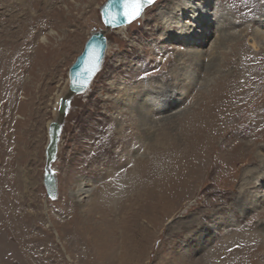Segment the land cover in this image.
I'll use <instances>...</instances> for the list:
<instances>
[{
    "label": "rangeland",
    "instance_id": "rangeland-1",
    "mask_svg": "<svg viewBox=\"0 0 264 264\" xmlns=\"http://www.w3.org/2000/svg\"><path fill=\"white\" fill-rule=\"evenodd\" d=\"M209 1H215L212 8L222 20L232 17L228 6L233 12L234 4ZM105 2L0 0V264H252L244 244L222 246L234 244L243 230L249 232L251 221L257 223L255 234L264 232V183L256 180L264 174V117L261 126L247 128L241 120L257 121L252 110L241 116L223 112L231 120L230 130L216 139L217 149L210 154L215 159L206 166L207 174L201 172L198 184L179 174L181 161L175 165L174 177L189 186L176 195L129 186L127 174L136 157L145 152L148 158L155 156L142 140L162 129L159 119L189 104L200 85L174 105H163L167 95L179 89L176 78L182 70L177 59L195 60L185 52L190 45L163 39L169 29L183 36L176 23L167 28L161 19L162 11L176 6L174 0H157L123 30L104 26L100 10ZM254 4L256 0H246L234 9L235 15L245 16L240 25L227 30L243 36L246 19L256 13ZM190 18L184 15V24L200 29ZM160 23L164 26L158 28ZM97 31L106 35V56L91 85L70 100L53 163L58 195L50 199L43 183L49 125L59 116L58 102L69 94L71 65ZM217 32L199 46L206 57L202 63H208L206 54ZM247 39L242 49L254 41ZM228 44L219 57L229 52ZM167 88L170 91L161 92ZM231 101L235 103L237 97ZM147 108L150 116L141 125L146 128L141 140L129 120ZM151 125L157 127L147 129ZM240 141H251L253 146L236 164L229 158L232 150L224 146ZM140 169L134 174L141 177ZM81 185L88 191L79 198ZM256 214L262 218L251 220ZM231 215L238 227L228 218ZM239 229L236 238L233 233ZM212 252L217 257L207 262Z\"/></svg>",
    "mask_w": 264,
    "mask_h": 264
},
{
    "label": "bare ground",
    "instance_id": "bare-ground-1",
    "mask_svg": "<svg viewBox=\"0 0 264 264\" xmlns=\"http://www.w3.org/2000/svg\"><path fill=\"white\" fill-rule=\"evenodd\" d=\"M201 1H203V3L201 2L202 4L199 3L200 1L198 2L196 0H183V1L181 0L180 2L178 0L179 3L177 2V0H174V4H176V6L171 11L161 12L162 15L161 19L164 20V25L167 28H169L170 25H172L173 23L175 25L176 23L177 24L176 27L179 30L178 32L182 33L183 35L182 37H180L177 34H173L172 32H170L171 30L169 29L167 30L168 34H166V36L163 35L164 38L163 37L162 38L165 41H168L169 44L183 41L187 46L190 45L189 49L186 50L185 52H189L190 55H192V57L195 59L192 61L188 59L189 60L188 62L186 61L187 58H184V56L177 59V64L181 67L180 71L181 70L182 71L180 72V77L179 76L177 77L176 72H174L173 77L175 78L177 77L176 79H178V82L177 80L176 82L179 84L178 85L179 89L176 91V93L172 91L174 94L171 93V95H167V99L169 100L163 105L164 106L174 105L183 97L188 96L189 91H192L193 89L195 90L198 85H200L199 86L200 89L197 90L198 93L196 95L197 96L200 95L201 97L200 100L197 98L199 100L198 104L196 103L197 96L195 95L193 96V100L189 104H187L184 108L175 111V113L173 114H168V116L164 117V120L159 119L160 124L158 126L161 125L160 128L162 127V129L158 130L152 135L147 136L146 138H144L142 134V132L145 131L146 128H142L141 125H143V123L144 125H146V122L149 119L150 115L148 114L149 113L148 108L146 109V112L144 109L140 113H138V117L136 114L130 116V120H129L131 122L130 125L134 126L136 132L140 134V135L138 134V137H140L141 140L144 138L142 142L144 143V141L146 140L150 148H153L155 152L154 153L155 156L154 157L152 156L151 158H148V152H145L144 154L137 156L136 162L133 163L134 166L130 167L131 169L128 171L127 175L131 177L129 181L130 183H128V185L131 187H136V189L138 188L140 191H159V192H169L175 194V192L180 193L181 191L186 190L189 184L185 183L184 185H182L183 183L182 180L180 178L174 177L175 165L180 164L181 161L183 163L182 166L180 167L181 171L179 174L180 175L183 174V179L186 182H193V185H196L198 179L201 177V176L199 177L201 172L204 171V173L207 174L206 166L211 165L213 163V158L215 159V156H210V154L214 153V151L217 149V144L215 142L216 139L219 136H221V134H224L225 131L230 130L229 127L231 125L230 124L231 120L225 118L223 112H226L227 114L229 113L231 114L234 112V114H236L237 116H241L246 112V110L248 111L252 110L251 111L252 116L253 118H257V121L252 123L251 121L244 118L241 120L242 121L241 124L243 127L250 128L252 125L258 127L261 126L263 122L262 119L264 117V78H263L264 77V52H263L264 51V29H263L264 0H256V4H254L253 7L255 8L256 13L254 15H249V17L246 19L248 21L246 23V26L242 30V32L244 33L243 36L238 32L236 33L231 30L228 31L227 28L230 25H234V24L240 25L245 15H235L234 9L238 8L242 2L246 3V0H227L228 4L235 5V7L232 6L233 12L228 6L232 17L226 19V17L224 16L225 17L224 19H226L227 23H225L224 19L222 20L221 17H219L220 15L217 16V14L214 13V10L212 8V5L215 3L214 0L213 3H211L209 0H201ZM184 15L193 18L195 25L201 26V28L197 29L196 27L188 26L189 24L186 23L184 24L183 22ZM210 15H212V17H210ZM213 21L215 24L213 23ZM164 25L160 23L158 24V28ZM195 25L192 24V26ZM252 25L254 26V28L250 29L251 27H253ZM125 27L126 26L120 27L119 29L123 30L125 29ZM216 30L219 31V33L217 32L218 36L213 42L211 49L209 50V54H206L208 58V63L207 64L202 63L201 61L203 60L204 62L205 60L204 58L206 57L204 55L205 53L204 50L199 46L202 45V42L204 43L205 41H207L210 34L216 32ZM248 35H253V36H248ZM247 37L254 41L253 42L249 41L250 43L248 42L247 46L246 47L244 46L245 48L242 49L241 45L244 44L246 40L248 41ZM228 43H230L231 45L229 52L223 54L224 57L222 58L219 57L218 56L219 51L225 49L226 45H229ZM247 47H251L253 50L248 49ZM234 60L236 61V63H234V67L233 66L229 67L232 65ZM202 72L205 73L203 76L201 75ZM250 72H252V74H250L249 76ZM166 76H169V78H171V75H166ZM114 87H115L114 84L110 86L111 89H113ZM139 88H137L133 92L139 91L140 90ZM167 91H170V88H167V90H163L161 92H167ZM131 96L132 94L129 95V97ZM233 96L237 97V101L235 103L231 101V97ZM176 97L179 98L176 99ZM131 112L133 113V109H131ZM145 113L147 115L146 119H145L146 117ZM155 127L157 126L151 125L150 127H147V129L155 128ZM160 131H161V136H159ZM162 138L168 139L167 143H164V141H162L163 140ZM138 142H136L135 145ZM163 146L164 149H162ZM167 146L168 148H166ZM252 146L253 144L251 141H245V142L240 141L235 143V145H233L230 148L226 146H224V148H226L228 151L232 150V154H230L229 157L230 161L232 160L233 163L240 164L242 160L245 157H247V154H249L250 148ZM146 149L148 150V148ZM237 149H239L240 152L236 151ZM139 154L140 153L138 152V155ZM220 158L222 159L226 157L220 156ZM138 169H140L142 173L141 177L137 176L139 174ZM136 170L138 172L134 174ZM232 172H233L232 170H229L227 173H232ZM256 178L258 182L262 181L264 183V174L259 173L256 176ZM154 180L159 181V184L155 183ZM83 186H86V184L83 183ZM83 186L81 185L80 189L77 191V195L79 196V198L86 197L85 193L88 190H86ZM108 191H113L110 189V186H108ZM228 218L233 222L234 225L237 226V224H235L236 219L233 215H231V217ZM252 218L253 219L251 220H254L255 218L261 219L262 215L257 216L256 214ZM256 225L257 223H255V221H251L250 225L248 226L250 228L249 232L245 230L248 232L247 234H245L244 233L245 231L243 230L244 234L239 233L238 240L236 239L237 241L234 242V244H229L228 242H226V244H224L222 247L226 248L229 245L231 247L232 245L234 246L236 243L238 244V246L244 244V247L246 246L248 250V253L246 251L245 256L248 254V258H250L252 261L251 263L253 264V262L256 261V264L258 262L259 264H264V248H263L264 232L260 234L262 237L260 235L255 234V232L257 231L254 230L255 232H253L252 230L255 228ZM239 231L240 229L238 231H235L233 235H235L236 237ZM259 236L261 238H259ZM230 239L231 238H229V240ZM239 251H237L238 255H239ZM225 253L226 252H224V254ZM215 256L216 253L212 252V254H209L208 257L206 256L205 257L208 260L207 262H209L211 261V258L212 257L214 258ZM213 261L214 260H212V262Z\"/></svg>",
    "mask_w": 264,
    "mask_h": 264
},
{
    "label": "water",
    "instance_id": "water-1",
    "mask_svg": "<svg viewBox=\"0 0 264 264\" xmlns=\"http://www.w3.org/2000/svg\"><path fill=\"white\" fill-rule=\"evenodd\" d=\"M156 1L154 0L151 4L145 3L143 12L139 18L143 16L145 9ZM126 11L128 9L122 7L121 0H106L100 10L104 26L107 29H116L130 25L134 21L129 23L124 15ZM106 50L107 38L105 33L103 31L94 32L87 39L82 52L77 56L75 62L69 69V94L59 101V116L49 126V141L46 146V167L43 183L45 185L46 195L50 199H55L58 195V183L53 163L57 159L64 119L70 109V100L73 95L83 93L91 85L102 66L106 56ZM96 55H99L100 60L98 66L95 67L94 74H92ZM85 69H88V71H85Z\"/></svg>",
    "mask_w": 264,
    "mask_h": 264
},
{
    "label": "snow or ice",
    "instance_id": "snow-or-ice-1",
    "mask_svg": "<svg viewBox=\"0 0 264 264\" xmlns=\"http://www.w3.org/2000/svg\"><path fill=\"white\" fill-rule=\"evenodd\" d=\"M153 2L154 0H121L122 7L128 9V11L124 13V15L128 19L129 23L139 18V16L143 12V6L145 3L151 4ZM99 60H100L99 55H96L95 66L92 70V74H94L95 67L98 66ZM85 71H88V69H85Z\"/></svg>",
    "mask_w": 264,
    "mask_h": 264
}]
</instances>
